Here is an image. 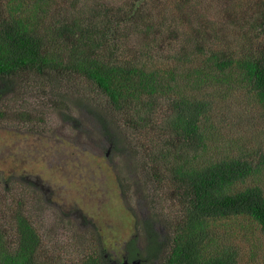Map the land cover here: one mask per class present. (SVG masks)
Wrapping results in <instances>:
<instances>
[{
    "label": "trees",
    "instance_id": "obj_1",
    "mask_svg": "<svg viewBox=\"0 0 264 264\" xmlns=\"http://www.w3.org/2000/svg\"><path fill=\"white\" fill-rule=\"evenodd\" d=\"M63 1L0 0V96L15 92L18 87L13 85L20 83L14 80L23 75L53 84L50 108L61 111L63 121L76 123L67 112L84 109L86 118L96 123L93 129L104 139L107 136L109 146L100 143L105 156L119 157L118 173L139 168L145 174L141 193L148 199L160 192L159 182L169 180L170 196L179 205L177 216L166 224V240L158 237L155 221L149 218L127 241L126 256L120 260L105 256L95 245L75 263L67 259L68 264H122L124 259L130 264H244L245 250L230 238L243 229L264 234V152L250 148L217 154L210 126L218 111L216 90L224 85L244 86L264 111V0H256L259 12L248 27L229 29L238 37L224 28L220 34L216 21L211 30L201 21V27L183 30L190 56L182 53L186 49L175 52L176 44L167 34L148 39L153 42L150 53L122 57L119 53L126 49L117 42L121 22L133 30L141 25L152 29L142 15L140 0L114 8L117 27L106 7L98 4L90 7L92 14L85 19L70 15L73 4L69 17L52 15L47 20L52 8ZM177 1L180 8L195 0ZM212 41H224L225 46L218 49ZM230 41H240L239 46L235 49ZM66 74L93 84L104 104H86L72 91L56 90ZM156 127L150 142L145 139L149 147L126 142L130 131ZM123 149L129 152L130 165L122 157ZM149 149L153 151L144 153ZM127 174L118 176L123 194L131 190ZM9 218L10 226L0 221V264H66L41 252V237L22 209L16 207ZM7 231H13V239ZM90 236L95 237L93 231ZM141 236L144 254L137 241ZM77 241L82 245L85 239Z\"/></svg>",
    "mask_w": 264,
    "mask_h": 264
},
{
    "label": "rangeland",
    "instance_id": "obj_2",
    "mask_svg": "<svg viewBox=\"0 0 264 264\" xmlns=\"http://www.w3.org/2000/svg\"><path fill=\"white\" fill-rule=\"evenodd\" d=\"M129 1L65 0L52 8L47 20L52 15L69 17L73 4L75 8L70 15L85 19L92 14L90 7L98 4L101 8L106 7L112 25L117 27L114 8ZM140 1L142 15L152 29L145 30L141 25L139 30H133L121 22L117 27V42L122 50L126 49L119 53L121 57L138 51L150 53L153 42L148 39H163L167 34L176 44L175 52L186 49L182 53L190 56L186 53L189 47L182 41L183 30H190L193 25L199 28L201 21L211 30L217 27L216 21L221 26L220 34H223V28L236 31L237 26L248 27L259 12L256 0L236 3L233 0H195L180 8L176 5L177 0ZM230 32L238 37V33ZM212 43L218 49L225 46L224 41ZM230 43L236 49L240 41ZM163 48L166 50L167 46ZM66 75L67 78L60 80V89L57 87L56 90L72 91L73 97H82L86 104L89 101L104 104V96L93 84L85 78L74 76L70 79L69 74ZM14 81L20 83L13 85L18 87L15 92L0 96V221L10 226L9 215L19 207L41 237V252L66 264L67 259L75 263L95 245L101 246L105 256L120 260L127 241L136 236L149 218L155 221L153 228L158 237L166 240V224L179 210L176 199L170 196L173 189L170 181L159 182L160 192H154V197H143L145 174L139 168L130 169L128 174L118 173L119 157L108 159L105 156L100 143H108L107 136L104 139L96 128L93 129L96 123L86 118L84 109L67 112L76 123L71 118V123L65 122L61 111L50 108L51 99L54 101L50 93L53 84L33 75H23ZM216 92L218 111L211 120L213 127L210 126L215 153L242 152L250 148L264 152V111L261 106L251 100L250 93L241 85H224ZM156 129L130 131L132 136L126 142L134 140L133 146L147 144L145 139L150 142L149 136H153ZM149 146L147 144L146 148ZM123 150L122 157L130 165L129 152ZM144 151L151 153L153 149ZM126 174L132 180L131 190L123 194V184H119L118 176L121 178ZM92 231L93 238L90 236ZM7 232L13 239V231ZM80 239H85L84 244H78ZM230 239L245 250L244 264H264V234L259 229H243L238 237L235 233ZM137 241L144 254L143 236Z\"/></svg>",
    "mask_w": 264,
    "mask_h": 264
},
{
    "label": "water",
    "instance_id": "obj_3",
    "mask_svg": "<svg viewBox=\"0 0 264 264\" xmlns=\"http://www.w3.org/2000/svg\"><path fill=\"white\" fill-rule=\"evenodd\" d=\"M122 264H130L126 259L123 260Z\"/></svg>",
    "mask_w": 264,
    "mask_h": 264
},
{
    "label": "flooded vegetation",
    "instance_id": "obj_4",
    "mask_svg": "<svg viewBox=\"0 0 264 264\" xmlns=\"http://www.w3.org/2000/svg\"><path fill=\"white\" fill-rule=\"evenodd\" d=\"M124 255L126 256V253H125V251H124V254H123L122 256H124ZM136 261H137V260H136ZM135 263H137V262H135Z\"/></svg>",
    "mask_w": 264,
    "mask_h": 264
}]
</instances>
